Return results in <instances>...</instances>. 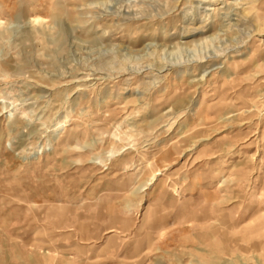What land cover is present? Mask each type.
I'll return each mask as SVG.
<instances>
[{
  "label": "rangeland",
  "instance_id": "rangeland-1",
  "mask_svg": "<svg viewBox=\"0 0 264 264\" xmlns=\"http://www.w3.org/2000/svg\"><path fill=\"white\" fill-rule=\"evenodd\" d=\"M0 264H264V0H0Z\"/></svg>",
  "mask_w": 264,
  "mask_h": 264
}]
</instances>
